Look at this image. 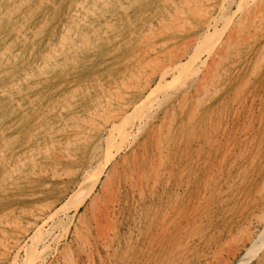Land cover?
Instances as JSON below:
<instances>
[{
	"label": "rangeland",
	"instance_id": "rangeland-1",
	"mask_svg": "<svg viewBox=\"0 0 264 264\" xmlns=\"http://www.w3.org/2000/svg\"><path fill=\"white\" fill-rule=\"evenodd\" d=\"M174 1L173 8L180 0ZM238 1L227 8L230 24L211 31L219 41L212 36L198 45L201 59L188 63L191 72L181 77L170 67L165 81L162 64L171 62L164 56L186 51L187 62L197 50L191 41L201 25L194 14L151 42L146 27L155 31V21L165 17L158 1H124L125 19L115 16L114 38L75 43L52 64L45 59L48 45L58 42L76 0H31L29 7L0 0V51L3 38H11L2 14L15 8L13 17L24 24L12 44L13 70L0 58V150L16 157L39 150L34 163L19 165L15 174L0 165V264H28L31 257L29 264H264V0L244 8ZM109 9L117 13L113 3ZM166 38L173 43L160 49ZM96 78L122 85L97 96ZM96 97L108 100L103 117L125 105L116 124L130 130L129 137L117 140L98 128L82 133ZM48 132L68 138L60 144L64 150L43 147ZM102 168L101 181L78 206ZM44 206V226L32 224L31 214ZM18 231L26 232L19 249L13 246ZM34 242L39 254L29 255Z\"/></svg>",
	"mask_w": 264,
	"mask_h": 264
},
{
	"label": "bare ground",
	"instance_id": "bare-ground-1",
	"mask_svg": "<svg viewBox=\"0 0 264 264\" xmlns=\"http://www.w3.org/2000/svg\"><path fill=\"white\" fill-rule=\"evenodd\" d=\"M18 2H19V5H26L27 7H29L30 5H31V0H17ZM46 1H48V0H46ZM51 1V0H50ZM83 1H86L89 5H90V7H89V9H90V15L88 14L89 12V10L87 11V7H86V5H84L83 4ZM116 1H118V3H116ZM124 1H127V0H76V3H75V9L68 15V16H66V19H65V22H64V24H62L63 25V33H62V35L60 36V38H59V40H58V42L57 43H50L48 46V48H49V52L45 55V59H47V61L48 62H50V63H52V64H56L57 63V61H58V56L60 55V54H62L63 52H64V49L66 48V49H72L73 48V46L72 45H75V43H78V42H80V43H90V42H88V41H90L91 39H96V38H101V37H112L113 36V31H112V24H113V22H114V19L116 18V17H119V18H124L125 19V15H123L122 13H124L125 14V9H126V5L124 4ZM149 1H151V0H149ZM156 1H158L157 3V7H158V9L160 10H162V12L164 11L165 12V15H163V16H165V17H160L157 21H155L156 23H157V25L159 26L155 31H153V29H151V26L150 27H146L147 29H146V32H147V34H146V37L147 38H150V41L152 42L153 41V39H154V37L155 36H157V35H161L162 33H161V31H166L165 29H171V26L174 24V23H177V22H184V23H186V24H188L189 22H186L188 19H190V15H192V14H194L195 16H196V18L197 19H199L200 20V25H201V28H200V32H199V37L196 39V37L194 38L195 40L194 41H191V42H193V44H195L196 45V48H197V50H195V52H193V55H192V57L190 56V61L188 60L187 62H182V60H183V58L188 54L186 51H181V53L180 54H177V55H175V53L173 54V56H164L163 58L165 59V61H168L169 60V62H171V65L168 63V65H166V67H164V69H163V64H162V62H160L161 64H162V68H161V66H160V68H161V73H162V77L163 78H161V74H159L160 75V78L163 80H165V74L168 72V70H169V68L170 67H172L173 68V72H174V70H176L175 72H179L177 75H180L181 77H182V73L184 74V73H186L185 71H188V72H191L188 68H191V67H189L188 66V63L190 64V65H192V63L195 61V59H199L200 58V56H199V54L200 53H202V51L199 53V51H200V49H199V47H198V45H200V44H202V43H205L206 41H208V42H206L205 44H202L203 46H206V44H209V43H211V42H209V40H212L213 39V37H214V39H215V35L213 34L214 32H212L211 33V31H216L217 30V32H218V29H220L219 27L221 26V25H223L224 23H225V21H227V23H229L228 22V20H226L225 18H227L228 19V17H226V16H228L227 15V8H228V6L230 7V4L232 5V1L233 0H180L179 2H178V5L176 4V7L175 8H173V4L175 3V1L174 0H156ZM252 0H239L238 1V7L239 8H242L243 7V5H247V4H249L250 2H251ZM256 2V1H255ZM261 2V1H260ZM111 3H113L114 5H116V8H117V13H115V14H113L114 12L112 11V10H110L109 9V6L111 5ZM195 3V4H194ZM194 4V5H193ZM193 5V6H192ZM195 5H196V8H195ZM244 6V7H245ZM6 7H8V6H6ZM86 7V8H85ZM243 7V8H244ZM98 8V9H97ZM193 8V9H192ZM258 8H260V7H258ZM15 8H13L12 10H10L9 11V16H7L6 15V13H3L2 14V17H5V19L6 20H8V22H10V24H11V27H10V32L11 33H9V35L11 36V38L10 39H8V37H5V38H3V36H2V38L4 39V40H2V44H3V50H1L0 51V58H1V60H2V65H3V63H6L5 64V67L6 68H8V64L10 65V70H13V65H12V61H15V59H16V56H17V52H16V49H14V48H12V44H14L15 43V40H17L18 38H20L21 36H22V34H24L23 33V29H24V24H22V21H20V20H17V19H15V17H13V15H14V13H15V10H14ZM169 9V10H168ZM195 9V10H194ZM9 10V9H8ZM87 11V12H80V11ZM97 10V11H96ZM160 10V11H161ZM168 10V11H167ZM240 10V9H239ZM244 11H246V10H244ZM231 12H232V10H231ZM262 12V11H261ZM0 13H2L1 11H0ZM257 13V12H256ZM259 13V12H258ZM236 14V13H235ZM248 14H250V12H248ZM255 14V13H254ZM263 15V14H262ZM116 16V17H115ZM232 16V15H231ZM246 17V16H245ZM254 17H256L255 15H254ZM262 17V16H261ZM88 18H92V19H94L95 21H98V25L99 26H97V27H94L93 26V22H92V20H90V19H88ZM230 18V17H229ZM231 18H233V17H231ZM235 18V17H234ZM257 18V17H256ZM123 20V19H122ZM127 20H129L128 18H127ZM233 20V19H232ZM254 20V19H253ZM241 22V21H240ZM239 22V23H240ZM249 22H250V16H249ZM254 22V21H253ZM221 23H223V24H221ZM238 23V24H239ZM260 23V22H259ZM221 24V25H220ZM230 24V23H229ZM232 24V23H231ZM241 24H242V22H241ZM243 24H244V21H243ZM152 25V24H151ZM228 25V24H227ZM234 25V24H233ZM183 26V25H182ZM252 27V26H251ZM224 28V27H223ZM175 29V28H174ZM183 29V28H182ZM237 29V28H236ZM145 30V29H144ZM241 30V29H240ZM220 31V30H219ZM232 30H230V32H231ZM209 33H211V34H209ZM232 33V32H231ZM243 33V32H242ZM166 34H168V33H166ZM232 35V37H233V35L234 34H231ZM248 35V34H247ZM246 35V36H247ZM253 35H254V32H253ZM166 36H168V35H166ZM213 36V37H212ZM220 35L218 34V36H217V38L215 39L216 41L218 40L219 41V37ZM229 36V35H228ZM228 36H227V38H228ZM248 36H250L251 37V35H248ZM255 36V35H254ZM115 36H113L112 38H114ZM169 37V36H168ZM238 37H239V35H238ZM146 38V39H147ZM212 38V39H211ZM245 38V37H244ZM243 38V39H244ZM234 39V38H233ZM214 40V41H215ZM231 40V43H232V39H230ZM223 41V40H222ZM234 41H236L235 39H234ZM171 42L173 43V41L171 40V39H162V40H160V42L159 43H161L160 44V49L163 47V46H168L169 45V43L171 44ZM226 43V42H225ZM231 43H229V44H231ZM154 44H157V43H154ZM154 44H153V47H154ZM213 44V43H212ZM220 44V43H219ZM195 45H194V48H195ZM221 45H223V42H222V44ZM227 45V44H226ZM214 46V45H213ZM201 47V46H200ZM209 47V46H208ZM222 46H220L219 47V51H221V50H225V49H222L221 48ZM230 47V46H229ZM215 48V47H214ZM227 48V47H226ZM63 49V50H62ZM210 49V48H209ZM221 49V50H220ZM150 50H151V48H149V52H150ZM199 50V51H198ZM212 51H213V49H211ZM210 50V52H212ZM69 51V50H68ZM203 51H206V50H203ZM209 50L207 49V52H208ZM227 51V50H226ZM229 51V50H228ZM70 52H71V50H70ZM148 52V53H149ZM214 52V51H213ZM221 52H223V51H221ZM225 52V51H224ZM153 53H155V52H153ZM179 53V52H178ZM227 53V52H226ZM144 55H145V53H143ZM147 54V53H146ZM172 54V53H171ZM207 54V53H206ZM209 54H211V53H208V55ZM216 54H219V52H217ZM154 55H157V54H154ZM175 55V56H174ZM212 55V54H211ZM153 56V55H152ZM217 56H219V55H216V59L214 60V61H216L218 58H217ZM150 57H151V55H150ZM155 57V56H154ZM159 57L160 56H156V58H153L152 57V60L154 59V61H156V59H159ZM227 57V56H226ZM225 57V58H226ZM162 58V57H161ZM206 58V57H205ZM209 58V57H208ZM212 58H213V55H212ZM148 59H150V58H148ZM201 59V58H200ZM211 59V58H210ZM263 59V58H262ZM147 60V59H146ZM159 61V60H158ZM186 61V60H185ZM203 61V62H202ZM201 61V63H204V61L205 60H202ZM214 61H212L211 63H213ZM146 62V61H145ZM172 62H173V64H172ZM209 62V61H208ZM154 63V62H153ZM159 63V62H158ZM175 63V64H174ZM197 63V62H196ZM257 63V62H256ZM200 64V63H199ZM207 64V62L205 63V65ZM45 65H46V63H45ZM154 65H155V63H154ZM158 65V64H157ZM164 65V66H165ZM202 65H204V64H202ZM256 65V64H255ZM188 66V67H187ZM211 65H209V70H210V67ZM150 67V66H149ZM206 67V66H205ZM42 68V67H41ZM159 68V67H158ZM196 68H197V66H196ZM144 69V68H143ZM152 69V68H151ZM192 69V68H191ZM180 70V71H179ZM185 70V71H184ZM171 71V70H170ZM194 71H195V69H194ZM32 72V71H31ZM154 72H156L155 71V69H154ZM153 72V73H154ZM188 72H187V74H188ZM208 72V71H207ZM157 73V72H156ZM172 73V72H171ZM216 73V72H215ZM169 74V73H168ZM190 74V73H189ZM196 74V73H195ZM174 75V74H173ZM214 75V74H213ZM187 76V75H186ZM208 76V75H207ZM13 77V76H12ZM176 77V76H175ZM136 78V77H135ZM204 78V77H203ZM172 79V78H171ZM174 79V78H173ZM177 79H179V77H177ZM13 80V79H12ZM10 81L9 82V84H10V86H15V80H13V81ZM24 80V79H23ZM96 81L95 82H93V84H94V87L96 88V94H97V96L98 95H101V96H103V95H106L107 93H110L112 90H117V89H119L120 88V86L122 85H120V83L119 84H117V83H115V82H112V81H110V80H107L106 82L104 81H102L100 78H96L95 79ZM180 80V79H179ZM179 80H177V82H179ZM15 81V82H14ZM19 81V80H18ZM130 81V80H129ZM166 81V80H165ZM207 81V80H206ZM167 82H169L168 80H167ZM166 82V83H167ZM176 81L174 82V83H177ZM184 82V81H183ZM205 82V81H204ZM126 83V82H125ZM180 83V82H179ZM16 84H17V82H16ZM124 84V83H123ZM147 84H149V83H146L145 85H144V87H146V85ZM170 84V83H169ZM128 85V84H127ZM168 85V84H167ZM200 85V84H199ZM202 85V84H201ZM159 86H162L161 84L159 85ZM166 86V85H165ZM168 87V86H167ZM71 88H73V91H74V93H76L77 92V90H76V86H72ZM147 88V87H146ZM161 88V87H160ZM164 87H162V89H163ZM78 89V88H77ZM150 90V89H149ZM157 90V89H156ZM201 90V89H200ZM145 92V91H144ZM153 92V93H152ZM152 92H150L151 94H155L154 93V91H152ZM156 92V91H155ZM207 92V91H206ZM158 93V92H157ZM205 93V92H204ZM148 95H150L149 94V92H148V94H147V96ZM158 96V95H157ZM120 97L121 96H119V99H120ZM150 97V96H149ZM148 97V98H149ZM107 98V97H106ZM151 98V97H150ZM36 99V98H35ZM101 99H102V97H101ZM140 99V98H139ZM252 99V98H251ZM120 100H122V99H120ZM112 101V100H111ZM145 101V100H144ZM113 102V101H112ZM146 102V101H145ZM108 100H107V102L106 101H98V97H96V98H94L93 99V101H92V105H93V107H92V109H89V110H87L88 111V114H86L87 115V118L85 119V121H84V126H83V128H84V131H82V133L83 132H88L89 133V131H91V130H93V129H96V128H98V129H102L103 131H105V133H107V131L108 132H111L110 133V135L111 134H116V136L115 135H113L115 138L117 137L118 139H120L121 138V140H124V139H126L127 137H129L128 135H129V133H130V130H128L127 128H125V127H123L122 128V125H120V124H116V122H117V120L118 119H120V117L122 116V111H124V109H126L124 106L125 105H123L122 106V108H120L119 109V111L118 112H113V113H111V115L110 116H108L109 115V112H108V117H103L102 116V114H101V112H102V110H101V107L104 109L108 104ZM136 103V102H135ZM144 103V102H143ZM142 103V104H143ZM141 104V103H140ZM141 104V105H142ZM145 104V103H144ZM146 104H147V102H146ZM127 105V104H126ZM133 106H134V104H133ZM136 107V106H135ZM134 107V108H135ZM81 108V107H80ZM130 108V107H129ZM139 108H143V107H139ZM107 109V108H106ZM105 109V110H106ZM138 109V108H137ZM104 110V111H105ZM107 111H108V109H107ZM112 112V111H111ZM59 116H61L62 115V113L61 112H59V114H58ZM125 117V116H124ZM127 117H129V116H127ZM131 117V116H130ZM122 119V118H121ZM102 122H103V124H102ZM44 125H43V122L41 123V121H39L38 122V124H37V127L38 128H41V127H43ZM108 126H110L109 128H113L111 131H109V130H107L108 129ZM78 127H80V126H78ZM100 127V128H99ZM36 130V129H35ZM132 134V133H131ZM107 135V134H106ZM79 136V135H78ZM109 136V135H108ZM42 137L44 138V141H45V144L43 145V147L44 146H46L45 148H47V147H55L56 149H58V150H64L62 147H61V145H62V143H65V141L66 140H68V138H65V141L63 142L62 140H61V138H59V136H57V135H53V134H51V133H45V134H43L42 135ZM107 137V136H106ZM113 137V138H114ZM109 138H111L110 139V141L112 140V137L110 136ZM108 138V139H109ZM116 138V139H117ZM117 139V140H118ZM62 141V142H61ZM77 141H79L78 139H77ZM83 141V140H82ZM109 141V143H108V141H107V146H108V144H113L112 143V141L110 142ZM114 143H115V141H114ZM118 143V142H117ZM61 144V145H60ZM104 144H106V142L104 143ZM116 144V143H115ZM114 144V145H115ZM113 145V146H114ZM58 146V147H57ZM60 146V147H59ZM112 146V147H113ZM117 146H118V144H117ZM116 147V146H115ZM112 149V148H111ZM110 149V150H111ZM106 150V149H105ZM36 151H39V150H37V149H35V148H31V149H26V150H24L23 152H21V154H19L18 155V157H16L15 155H14V153H12V155L11 154H3V152L0 150V165H3L4 167H5V169H7L8 167V169H9V171L11 172L12 171V174H15L16 173V171H17V167L19 166V165H21V166H23L24 164H26V165H32L33 163H34V161H35V159H34V155H35V152ZM107 151H109V150H107ZM113 152V151H112ZM111 152V153H112ZM17 153V152H16ZM104 153H105V155H104V158H105V156H106V152L104 151ZM108 154H110V151L108 152ZM8 155H9V157H8ZM11 155V156H10ZM70 156V155H69ZM70 157H72V156H70ZM74 157V156H73ZM72 157V158H73ZM108 157V158H107ZM106 158H107V162H109V160L108 159H110L109 158V156H107ZM75 158V157H74ZM65 159V158H64ZM106 160V159H105ZM104 161V160H103ZM105 162V161H104ZM104 162H102L103 164H104ZM106 163V162H105ZM107 164V163H106ZM101 165V164H100ZM94 167V166H93ZM103 168H104V166H102ZM103 168L102 169H98L100 172H98V173H96V175H94L93 173H95V171L92 173L93 174V176H95L94 177V180H92V183H91V185H90V187L88 186V190H83V192H81L80 194V196H81V200L79 201V203H78V206L80 205V204H82L85 200H86V198L88 197V195L92 192V191H94V188L98 185V183L101 181V176H102V172H103ZM97 170V171H98ZM5 172H6V170H5ZM4 172V173H5ZM91 173L89 174L90 176H91ZM111 174V173H110ZM88 175V177L87 178H85V179H88L90 176ZM104 175V174H103ZM112 175V174H111ZM93 176H91L92 178H93ZM106 176V175H105ZM90 177V178H91ZM106 179H104L105 180V182H103V183H101V186L102 187H104V186H106V183L107 182H110V176H109V174H108V176L107 177H105ZM91 182V181H90ZM83 189V188H82ZM76 191V190H75ZM75 191H73V192H75ZM260 193H261V191H260ZM98 197V196H97ZM98 199H99V197H98ZM94 201H95V197H94V199L92 200V202L94 203ZM40 207V206H39ZM62 210V209H61ZM64 210V209H63ZM262 210V209H261ZM48 212H49V210H48V208H46L45 206L44 207H41V208H39L38 209V211L36 212V213H33V214H31L32 215V217H31V223L32 224H39V222H42V221H44V223H45V219H47V215H48ZM59 211H57V213H58ZM55 213V215L57 214L56 213V211L54 212ZM59 214V213H58ZM261 214V213H260ZM50 215V214H49ZM51 216V215H50ZM259 216V215H258ZM52 217V216H51ZM50 217V218H51ZM260 219H259V221L260 222H262V223H264V211L262 212V214H261V217H259ZM51 219H53V218H51ZM49 220V219H48ZM30 223V222H29ZM30 223V224H31ZM44 223H42V224H39V227H40V225H43ZM29 225V224H28ZM44 226V225H43ZM37 227V226H36ZM42 227V226H41ZM17 228V227H16ZM45 228V227H44ZM48 228V227H47ZM53 228V227H52ZM36 229V228H35ZM50 229V228H49ZM1 230V229H0ZM39 231H40V229H39ZM45 231V230H44ZM19 233H21V234H19V235H17L16 236V238L13 240V246L14 247H16L17 249H19L20 248V246H22L21 245V241H19L20 240V237L22 236V235H24L26 232L25 231H18ZM28 233V232H27ZM42 234L41 233V231L40 232H38V234ZM35 235V234H34ZM34 235H33V237H34ZM248 235V234H247ZM36 236V238H37V236L38 235H35ZM40 236V235H39ZM60 236V235H59ZM42 237V236H41ZM24 238V237H23ZM38 238H40V237H38ZM28 239V238H27ZM32 239V238H31ZM34 239H35V237H34ZM247 239H248V237H247ZM33 240V239H32ZM52 240V239H51ZM38 241V240H37ZM32 242V241H31ZM256 242V241H255ZM254 243V242H253ZM32 244H34L32 247H31V249H30V251H28V252H26L25 250V252L26 253H29V255H31V253H36V254H39V249L37 248V245H38V243H36V242H34V243H32ZM39 247V246H38ZM25 249V248H24ZM45 251V250H44ZM16 252V251H15ZM42 252V251H41ZM40 252V253H41ZM5 253V252H4ZM15 254V253H14ZM13 254V255H14ZM17 254H18V251H17ZM35 255V254H34ZM15 257H17V256H15ZM31 257V256H30ZM29 256H28V259L30 258ZM35 257H38V256H36L35 255ZM13 259H14V257H13ZM25 259V258H24ZM31 259H32V261H34L33 260V258L31 257ZM31 259H30V262H28V264L29 263H32L31 262ZM218 259V258H217ZM263 260V259H262ZM15 261H16V259H15ZM29 261V260H28ZM36 261V260H35ZM223 261V260H222ZM227 261V260H226ZM27 262V261H26ZM225 262V261H224ZM224 262H223V264H224ZM12 263V262H11ZM13 263H15V262H13ZM222 264V263H221ZM229 264V263H228ZM261 264V263H260Z\"/></svg>",
	"mask_w": 264,
	"mask_h": 264
}]
</instances>
